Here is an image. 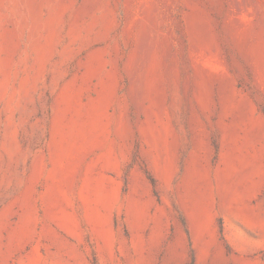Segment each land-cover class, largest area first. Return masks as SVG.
<instances>
[{
  "label": "rangeland",
  "instance_id": "1",
  "mask_svg": "<svg viewBox=\"0 0 264 264\" xmlns=\"http://www.w3.org/2000/svg\"><path fill=\"white\" fill-rule=\"evenodd\" d=\"M264 0H0V264H264Z\"/></svg>",
  "mask_w": 264,
  "mask_h": 264
},
{
  "label": "bare ground",
  "instance_id": "2",
  "mask_svg": "<svg viewBox=\"0 0 264 264\" xmlns=\"http://www.w3.org/2000/svg\"><path fill=\"white\" fill-rule=\"evenodd\" d=\"M236 213L241 215H249L254 217L256 220H262V213L264 212L261 208V206H258L256 208H249V207H242L235 210ZM32 264H39V260L37 258L33 259Z\"/></svg>",
  "mask_w": 264,
  "mask_h": 264
}]
</instances>
